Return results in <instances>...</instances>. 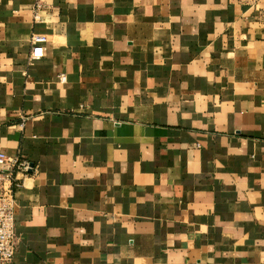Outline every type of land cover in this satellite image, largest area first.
Instances as JSON below:
<instances>
[{
  "label": "crops",
  "instance_id": "obj_1",
  "mask_svg": "<svg viewBox=\"0 0 264 264\" xmlns=\"http://www.w3.org/2000/svg\"><path fill=\"white\" fill-rule=\"evenodd\" d=\"M36 1L0 0L10 264H264V0Z\"/></svg>",
  "mask_w": 264,
  "mask_h": 264
},
{
  "label": "built area",
  "instance_id": "obj_2",
  "mask_svg": "<svg viewBox=\"0 0 264 264\" xmlns=\"http://www.w3.org/2000/svg\"><path fill=\"white\" fill-rule=\"evenodd\" d=\"M43 5L37 0L32 8L33 20L41 19ZM47 35L33 31L29 42L31 48L40 47L47 42ZM65 81V75H59ZM32 170L31 163L19 155H8L0 151V264H10L19 245V236L15 229L16 191Z\"/></svg>",
  "mask_w": 264,
  "mask_h": 264
}]
</instances>
